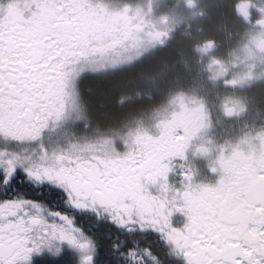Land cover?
Here are the masks:
<instances>
[{
  "label": "snow or ice",
  "instance_id": "6c2138e0",
  "mask_svg": "<svg viewBox=\"0 0 264 264\" xmlns=\"http://www.w3.org/2000/svg\"><path fill=\"white\" fill-rule=\"evenodd\" d=\"M138 15L102 0H0V264L65 247L75 264H166L142 243L150 234L182 264H264V130L195 148L218 153L214 184L194 183L185 163L207 126L198 109L156 135L109 130L114 90L138 83L118 59ZM86 77L102 85L88 98ZM175 168L182 189L169 183Z\"/></svg>",
  "mask_w": 264,
  "mask_h": 264
},
{
  "label": "rangeland",
  "instance_id": "374dc122",
  "mask_svg": "<svg viewBox=\"0 0 264 264\" xmlns=\"http://www.w3.org/2000/svg\"><path fill=\"white\" fill-rule=\"evenodd\" d=\"M204 1L103 0L110 9L118 10L128 5L130 14L139 13L137 23L141 27L118 57L135 65L125 71H132L153 57L174 38L179 28L184 27L186 36L189 24L205 15ZM235 11L244 20L246 28L231 50L221 53L217 44L206 41L196 47L192 61L163 66L152 75L138 74L134 94L139 98L143 94L141 87L169 80L159 104L149 105L141 112L125 117L109 116L110 123L114 125L109 130L117 135L137 130L156 135L160 123L171 119L175 113L184 108L198 109L207 126L187 150L185 161L193 169L194 183L198 182L201 170L208 168L218 154L214 150L209 155H201L195 151L196 147L203 144L215 149L221 144L239 142L246 133L264 130V104L259 100L264 98V0H238ZM85 82L87 80H83L80 87ZM81 90L85 96V91ZM126 100L129 98H121L120 104ZM180 171V168H175L168 177L170 185L177 189L183 188ZM149 190L156 194L158 186H149ZM180 217V212L173 213L170 218L173 226H179ZM69 255L75 254L65 247L58 260ZM42 261L52 263L56 259L47 257Z\"/></svg>",
  "mask_w": 264,
  "mask_h": 264
},
{
  "label": "trees",
  "instance_id": "16d2710c",
  "mask_svg": "<svg viewBox=\"0 0 264 264\" xmlns=\"http://www.w3.org/2000/svg\"><path fill=\"white\" fill-rule=\"evenodd\" d=\"M237 1L205 0L203 5L205 15L189 24L186 36L183 33L184 27L179 28L174 34V38L163 48H160L153 57L142 62V65L139 64L132 71L126 72L131 73L135 77L140 73L152 75L163 66L180 61H192L195 57L196 47L206 41L217 44L221 53L231 50L237 44L240 35L246 28L244 20L235 11ZM100 86H102L100 81L90 80L85 82L82 88L83 90H88L85 94L86 98ZM168 86L169 80L165 83L162 81L151 87H141L142 98L134 94L135 87L116 88L113 92V103L109 109V116L125 117L131 113L141 112L149 105H158L160 96L167 90ZM121 98H129V100L120 104ZM260 99V103L264 104V98ZM95 235L98 240L105 245L107 244L101 233L97 232ZM142 243L152 247L154 252L165 259L166 264H182L178 258L169 260L165 256L166 250L155 234H150L146 239L142 240Z\"/></svg>",
  "mask_w": 264,
  "mask_h": 264
},
{
  "label": "flooded vegetation",
  "instance_id": "af4514ba",
  "mask_svg": "<svg viewBox=\"0 0 264 264\" xmlns=\"http://www.w3.org/2000/svg\"><path fill=\"white\" fill-rule=\"evenodd\" d=\"M84 80H87V81H90V80L98 81L96 78H91V77H86ZM82 87H80V88L83 89ZM84 91H85V93L88 92L87 89H84ZM262 123H264V122H262ZM262 127H264V124L262 125ZM218 178H219V172L218 171L217 172H213L211 170V166H209L208 168H203L201 170L200 176L198 177V182H196V183L214 184L218 180ZM33 195H35V193H33ZM185 222H186V217L181 213V217L179 219V226L178 227H181ZM43 254H45L46 256H44ZM43 254H40L41 256L40 255H34L32 257V264H62V262H64V261H71V264H75V255H69L68 257H66V259H62V260L56 259L55 262L51 263V262L42 261V260L46 259L47 257H49L47 253H43ZM35 260H38V261L36 262Z\"/></svg>",
  "mask_w": 264,
  "mask_h": 264
}]
</instances>
